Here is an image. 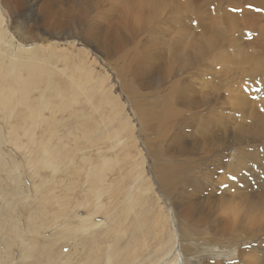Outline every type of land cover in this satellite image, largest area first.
I'll return each mask as SVG.
<instances>
[{
    "label": "rangeland",
    "instance_id": "obj_1",
    "mask_svg": "<svg viewBox=\"0 0 264 264\" xmlns=\"http://www.w3.org/2000/svg\"><path fill=\"white\" fill-rule=\"evenodd\" d=\"M74 1L77 37L36 42L9 28L0 41L1 64L48 67L60 87L70 85V72L63 70L73 65L76 76H87L98 98L108 93L116 99L125 118L118 117L129 128L118 142H87L78 122L97 117L94 105L80 96L77 104L63 106L65 98L46 90L43 81L42 95L53 104L44 117L54 120L57 129L53 134L39 128L38 139L67 156L55 167H30V156L8 143V125L0 114V213L6 206L1 198L13 193L19 171L26 220L43 203L49 216L58 215L56 222L46 223L40 238L54 240L71 221L70 214L99 217L95 207L82 204L90 197L86 171L104 156L127 155L132 156L129 164L106 173L105 184L114 185L104 194V210L122 182L120 169L133 174L132 167L142 161L151 188L140 192L148 212L146 227L151 224L167 243L170 253L164 259L169 264H199L212 255L264 264V0H157L152 6L141 0ZM42 2L38 0L40 8ZM58 54L66 55V62ZM17 72L26 74L19 67L8 73ZM32 92L33 101L38 91ZM204 184L214 194L207 205L203 202L199 222V187ZM39 197L41 202H35ZM186 201L197 205L194 215H176ZM19 216L13 213L14 220ZM133 220L134 215L127 216L124 227ZM49 243L61 248L73 241Z\"/></svg>",
    "mask_w": 264,
    "mask_h": 264
},
{
    "label": "bare ground",
    "instance_id": "obj_2",
    "mask_svg": "<svg viewBox=\"0 0 264 264\" xmlns=\"http://www.w3.org/2000/svg\"><path fill=\"white\" fill-rule=\"evenodd\" d=\"M69 1H71V4L67 6L66 3H69ZM156 1L141 0L140 3L152 6ZM74 2V0H43L40 8L37 4L38 0H0V41L5 39L9 28L16 35L33 39L36 42L54 40L55 43H60L68 37H77L79 35L78 31L72 29L74 24H78L74 15ZM66 10H68V13L64 15ZM61 16L62 18H60ZM14 33H11L13 37L15 36ZM1 43L3 44V42ZM260 47L264 48V45ZM62 54H58L57 58H61L60 60L66 62L67 56ZM3 59L4 56L0 54V114L6 125H8V131L5 132L8 143L30 156L28 160L30 167L34 165L36 170L43 166H48L47 168L49 166L55 167L62 159V155L63 157L66 155V153H62L63 151L60 150V152L58 148L53 149L45 141V143H42L38 139L37 131H39V128L46 132H54L57 129H54L56 127L54 120L44 117V110L52 109L53 104L49 98L42 95L43 81L46 82V90L56 96L65 98V101H62L63 106L77 104L80 96L94 105V110L98 112L97 117L92 115L90 118L78 122L80 131H82L80 134L82 138L87 139V142L96 143L103 139H114L118 142L120 138H123V135H120L127 131L125 129L128 122L126 124L123 120L125 117L123 118L120 115L122 112L119 114L116 99H113V96L108 93L103 96L100 95L98 98L96 88L90 87L86 83L87 76H76L73 65H68L63 70L66 69L70 72V85L60 87L54 82V73L48 67L39 65L16 66L13 62L2 65L1 61ZM17 67L24 69L26 74L8 73L16 70ZM33 90L38 91V93L32 101ZM118 115L123 119L121 117L119 119ZM74 116L82 118L83 114H75ZM43 123L44 127H40ZM57 127L59 126L57 125ZM127 128L129 127L127 126ZM130 131L132 133V130L129 129ZM55 133L57 134V132ZM131 133H129L130 136ZM3 143L0 134V154H2L1 145ZM60 148L63 149L62 146ZM66 152L68 151L66 150ZM103 153L106 154L105 151ZM69 156L70 154L68 158ZM131 157L127 155L117 157L115 155V158H106L104 156L99 158L100 160L97 159L98 161L89 169L87 168L86 181L87 185L90 186V193H88L90 197L83 200L82 204L84 206L89 204V207L92 208L95 207L98 210L99 217L94 218V214L88 212H82L84 217L76 212L70 214L71 221L68 223L65 221L67 223L65 228L54 231H57L54 240L73 241L72 245L61 248H56L49 243L54 240L44 241L41 240L43 237L40 238L41 232H45L47 229L43 231L46 223L48 225L50 220L55 221L54 217L58 214L49 216L42 203L40 207L37 206L39 208L30 212L28 220H26L24 209L21 208L25 199L24 190L21 186L22 173L18 171L14 176L13 193L1 198L6 206L2 207L0 213L1 218H3V220H0V264H169V260L164 259L170 253L166 247L167 243L163 239L160 240V233L156 232L151 224L149 228L146 227L148 212L145 211L147 209L146 203L140 192L142 190L149 191L151 188L143 178L142 161L132 167L134 168L133 174L130 171L132 175H129L128 170L130 169L127 171L123 168L120 169L122 182L113 189L108 199L109 208L107 211L104 210V194L107 189L110 190L114 185L113 183L105 184L107 171L116 166L129 164L128 161ZM18 167V165H15L16 170H18ZM40 185L37 184V186ZM160 185L162 186V184ZM41 188L38 191H41ZM136 190L138 192H135ZM213 194V187L206 184L199 187V222L205 212L204 203L207 205L209 202L207 198ZM42 199L44 202L47 200L44 197ZM8 200L10 201L8 202ZM39 201L41 202L40 197L35 202ZM76 205L80 208L81 201H77ZM196 206L194 202L186 201L180 209L176 210L175 214H180L181 217H190ZM16 211L20 213V216L17 220H14L13 213ZM130 214L134 215V220L132 225L127 228L124 227L123 223L124 219ZM169 240H171V236ZM176 264H179V260ZM199 264H239V262L236 257L231 255H212L200 258Z\"/></svg>",
    "mask_w": 264,
    "mask_h": 264
}]
</instances>
